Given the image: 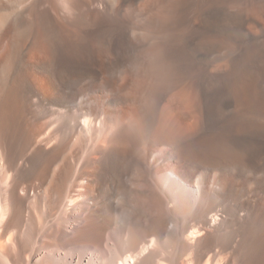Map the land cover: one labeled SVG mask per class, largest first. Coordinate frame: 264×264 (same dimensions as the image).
<instances>
[{"label": "bare ground", "instance_id": "obj_1", "mask_svg": "<svg viewBox=\"0 0 264 264\" xmlns=\"http://www.w3.org/2000/svg\"><path fill=\"white\" fill-rule=\"evenodd\" d=\"M0 264H264V0H0Z\"/></svg>", "mask_w": 264, "mask_h": 264}]
</instances>
